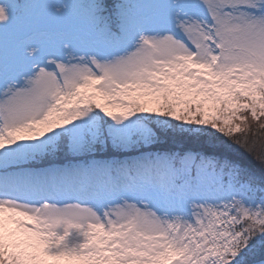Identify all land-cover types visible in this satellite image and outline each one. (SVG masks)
Segmentation results:
<instances>
[{
	"label": "snow or ice",
	"instance_id": "obj_1",
	"mask_svg": "<svg viewBox=\"0 0 264 264\" xmlns=\"http://www.w3.org/2000/svg\"><path fill=\"white\" fill-rule=\"evenodd\" d=\"M257 254L264 0H0V264Z\"/></svg>",
	"mask_w": 264,
	"mask_h": 264
},
{
	"label": "trees",
	"instance_id": "obj_2",
	"mask_svg": "<svg viewBox=\"0 0 264 264\" xmlns=\"http://www.w3.org/2000/svg\"><path fill=\"white\" fill-rule=\"evenodd\" d=\"M190 147H196V146L190 145ZM244 160L249 167H251L257 174H259V172L261 171L260 166L256 164V162L253 161L251 157L244 156ZM254 259H255V264H260L262 257L259 254H257Z\"/></svg>",
	"mask_w": 264,
	"mask_h": 264
}]
</instances>
